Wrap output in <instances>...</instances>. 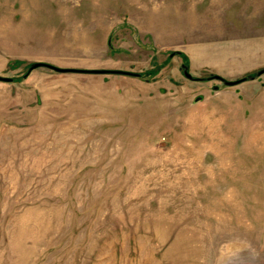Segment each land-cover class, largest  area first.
Listing matches in <instances>:
<instances>
[{
  "label": "rangeland",
  "instance_id": "1",
  "mask_svg": "<svg viewBox=\"0 0 264 264\" xmlns=\"http://www.w3.org/2000/svg\"><path fill=\"white\" fill-rule=\"evenodd\" d=\"M262 71L264 0H0V264H264Z\"/></svg>",
  "mask_w": 264,
  "mask_h": 264
},
{
  "label": "water",
  "instance_id": "2",
  "mask_svg": "<svg viewBox=\"0 0 264 264\" xmlns=\"http://www.w3.org/2000/svg\"><path fill=\"white\" fill-rule=\"evenodd\" d=\"M41 67H47V68H49V69H51V70H54V71H57V72H59V73H67V72H68V70L59 69V68H56V67H53V66H50V65H47V64H35V65H33V66L31 67L30 71L37 70V69H39V68H41ZM95 73H98V74L112 73V74H115V75H126V76H127V75H129V76L132 75V74H130V73L121 72V71H115V72H103V71H102V72H95ZM185 74H186V76H187L189 79H193L192 76H190L187 72H186ZM262 74H264V71H262V72L260 73V75H262ZM214 79L222 81V82L225 83L227 86H236V85H238V84L241 83L240 81H239V82H228V81L224 80V79L221 78V77H214ZM11 81H12L11 79L1 78V77H0V82L10 83Z\"/></svg>",
  "mask_w": 264,
  "mask_h": 264
}]
</instances>
